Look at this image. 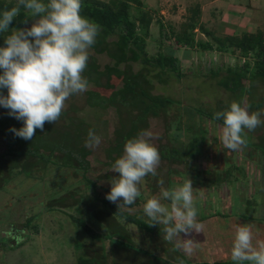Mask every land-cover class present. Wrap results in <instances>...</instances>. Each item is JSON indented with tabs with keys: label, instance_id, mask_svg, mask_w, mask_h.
<instances>
[{
	"label": "rangeland",
	"instance_id": "374dc122",
	"mask_svg": "<svg viewBox=\"0 0 264 264\" xmlns=\"http://www.w3.org/2000/svg\"><path fill=\"white\" fill-rule=\"evenodd\" d=\"M82 1L106 5L110 0ZM0 2L13 7L17 0ZM123 2L128 4V14L135 21L136 32L144 37L147 54H173L183 74L179 79L170 78L166 84L156 80L152 82V94L178 101L181 108L176 107L167 117L149 118L147 130L153 134L149 142L158 150L174 139V144L182 148L188 141L189 133L181 129H167L169 123L173 124L175 121L181 123L182 129L190 127L192 131H196L199 126V129L207 130V134L202 157L195 155L193 159H185L181 165L160 161L155 176L158 179H153L151 174L147 175L138 185L141 196L134 205L120 208L147 223L143 212L146 200L159 196L161 187L172 188L182 185L187 178L190 179L198 210L196 219L201 230H193L188 235L181 233V239H193L196 242L195 250L188 254L178 247L180 238L165 241L162 225L153 226L154 233L142 231L111 214L108 209L100 207L99 203L94 202L100 210H90V215L82 212L89 208L88 203L93 205L92 199L95 196L107 200L106 194L111 189L110 181L119 176L103 164L107 140L112 137L117 124L115 111L112 108H89L83 92L70 96L65 101L63 110L76 107V115L99 131L101 142L98 147L89 148L92 154L88 157L90 169L86 174L95 182L96 187L88 186L82 178V172L74 168L48 166L44 172H35L33 178L17 174L10 176L0 188V241L20 246L13 251H0V264H76L78 256L93 258L95 264H183L185 261L182 257L188 258L187 261L191 259L192 264H251L249 261H233L230 252L235 228L239 225L251 227L254 244L256 240L264 241V205H260L264 200V150L251 146L260 142L261 146H258L264 147V84L257 81L248 91L245 89L235 95L217 86L216 82L224 74L223 71L217 77H210L209 72L231 68L236 71L246 70L247 75H251L260 64L263 63L264 66V0ZM142 17L149 20L146 29L139 21ZM33 22L34 18L29 19L23 28L30 27ZM244 34H260V47L253 48L244 55L233 46L221 51L217 49L216 38H240ZM191 39L193 43L187 44ZM199 42L210 45V48L198 47ZM88 55L96 58L101 70L104 65L111 63L105 54H95L90 48ZM138 69L139 66L134 64L133 70ZM115 83L117 87L120 86V82L115 80ZM91 89L94 88L89 85L87 90ZM101 91L103 95L108 94ZM260 100L263 104L257 112L262 113V123L257 127V133L260 132L263 136L257 139L255 131L245 130L243 136L250 147L245 144L237 151L228 150L222 145L219 125L208 118L187 114V110H184L185 105L205 109H214L220 105L228 109L232 102H237L252 113L256 108L250 107V104ZM3 150L0 139V152ZM170 170L172 173H168ZM226 170L227 173L224 174ZM203 171L209 173L204 174ZM107 174L112 179H108ZM227 174L230 181L215 183L217 175L223 180V176ZM161 180L163 185L160 184ZM245 192L247 195H244ZM67 194L73 199L84 196V202L75 203ZM61 197H65L67 201L59 202ZM30 217H33L34 229L23 226ZM70 217L83 219L89 228L100 235L113 236L122 232L135 249L118 247L114 241L117 236H113V243L109 239H92ZM255 223H260L257 225L259 228L255 227ZM135 250H140V253ZM155 258L160 259L159 262Z\"/></svg>",
	"mask_w": 264,
	"mask_h": 264
},
{
	"label": "trees",
	"instance_id": "16d2710c",
	"mask_svg": "<svg viewBox=\"0 0 264 264\" xmlns=\"http://www.w3.org/2000/svg\"><path fill=\"white\" fill-rule=\"evenodd\" d=\"M47 2L48 0H45V3ZM11 7L0 2V14ZM80 14L99 25L100 28L95 43L90 49L95 54H105L111 61L110 64L104 65L101 70L96 58L88 55L87 67L82 76L88 80V86L91 85L94 88L85 91L87 106L91 109L99 110L112 108L115 111L117 124L112 132V137L107 140V146L104 149L105 162L103 163L106 168H112L115 160L123 155L126 142L129 139L136 138L142 131L147 130L149 118L167 117L169 112L176 107L177 109L181 108V103L178 101L163 95L152 94V82L156 80L158 83L166 84L170 78L179 79L183 74H181L179 62L173 54H147L144 37L136 32L135 21L129 16L128 4L123 2V0H110L106 5L81 0ZM25 15L26 13L21 8L20 17L14 19L9 26L10 31L13 28L24 27L23 19ZM139 21L142 27L146 29L149 20H145L142 17ZM206 34L213 37L211 33L206 32ZM4 35L6 34H0V47L5 46ZM259 35L244 34L240 38L231 36L225 39L216 38V47L221 51L228 46H233L244 55L251 49L260 47L261 40ZM192 43V39L187 41V44L191 45ZM197 45L200 48H210V45L200 42ZM262 49L264 50V45ZM134 64L139 66L137 71L133 70ZM221 71L224 74L216 82L217 86L222 87L231 94L237 95V93H242L245 89L248 91L249 87H253L257 81L264 84L263 63L253 70L251 75H247L246 70L236 71L231 68H225L212 70L209 72V76L217 77ZM115 80L120 82L119 87H117ZM101 90L106 91L108 94L103 95ZM0 94L6 95V89H0ZM262 104V100H260L256 103H251L250 107L254 106L256 108L255 112H257ZM184 110H187V114L191 115L193 113L198 117L208 118L220 126L222 125V120H215L214 114L218 111L226 110V108L220 107V105L214 109L185 105ZM77 112L78 109L72 106L67 110H62L57 121L45 123L43 132L37 129L32 140H24L15 136L10 130L11 128L19 129L23 127V121L9 116L8 110L0 106V139L4 146V150L0 152V188L13 174L33 178L35 172H44L48 166L62 169H79L82 172V178L85 183L95 188V182L86 176L90 169L88 157L92 152L85 147V141L89 130L94 131L97 135H99V131L93 125L78 117L76 115ZM173 115L175 118L176 113L174 112ZM167 129H175L176 131L181 129L189 133L188 141L183 144L182 148H179L174 144L176 140L170 137L172 142L158 149L160 161L181 165L185 159H193L195 155L202 157L203 146L206 144L207 130H201L199 126L196 131H192L190 127L182 129L179 121H175L173 124L169 123ZM254 131L257 134V139L263 136L260 132L257 133V128ZM260 144L259 142L251 146L263 151L264 147L260 148ZM246 146L249 148L250 144H246ZM174 171L177 172L176 170ZM170 172L171 170L168 173ZM208 173V171L204 172V174ZM226 173L227 170L224 174ZM218 175L215 180L216 184H220L221 181H230L228 174L223 176L225 178L223 180ZM107 178L112 179V176L107 174ZM154 178L158 179L153 176ZM171 184H169L170 187ZM67 195V197L73 199L69 194ZM84 199V196H80V198L73 199V201L82 203ZM64 201H67L65 197H61L59 200V202ZM92 201L93 205L87 202L90 209H83L84 211L82 212L84 214L90 215L89 211L95 210V208L100 210L99 206L95 205L99 203L100 207L108 209V212L115 214L121 220L135 225L142 231L154 233L153 226L148 225L136 215L128 214L121 208H117L115 203L98 199L96 196L93 197ZM94 202L96 203L94 204ZM133 205L134 203L127 205V207H132ZM93 213L94 211H92V215H94ZM70 219L73 223L78 224L82 231L92 239H109L112 242L113 236H117V240L114 241L118 247L127 250L135 249L128 237L122 232H117L113 236L100 235L89 228L83 219L75 217H70ZM32 220L33 217L28 218L23 226L34 229ZM262 221L264 222V220ZM19 246L20 244L10 245L0 241V251L2 252L13 251ZM135 251L140 253V250ZM182 259L185 261L183 264H192L191 259L189 261H187L188 258L186 257H182ZM155 260L158 261L160 259L155 258ZM76 264H95V260L90 257L78 256Z\"/></svg>",
	"mask_w": 264,
	"mask_h": 264
},
{
	"label": "clouds",
	"instance_id": "9594fccd",
	"mask_svg": "<svg viewBox=\"0 0 264 264\" xmlns=\"http://www.w3.org/2000/svg\"><path fill=\"white\" fill-rule=\"evenodd\" d=\"M26 15L23 23L34 18L30 27L9 29L12 21ZM81 0H17L15 6L0 14V106L8 115L23 121V127L10 130L15 136L32 140L36 130L45 123H54L61 115L65 101L73 94L87 91L88 80L82 76L88 63V49L95 43L99 25L81 16ZM261 112L249 113L247 107L232 102L228 109L214 114L222 120L219 139L231 151H237L247 141L245 130L254 131L261 125ZM153 134L142 131L129 139L124 154L115 160L111 171L118 173L111 183L106 199L117 208L133 204L141 196L139 183L149 174L156 176L160 163L157 148L149 141ZM101 138L89 130L86 148L98 147ZM163 185V180L160 181ZM165 201L167 203H165ZM197 208L190 179L172 188L161 187L159 196L146 200L143 212L147 224L163 226L165 241L180 238L177 246L191 254L196 247L193 239H181L193 230L200 232ZM123 222V221H121ZM230 258L236 262L264 264V241L256 240L250 226L235 228Z\"/></svg>",
	"mask_w": 264,
	"mask_h": 264
},
{
	"label": "crops",
	"instance_id": "0c3cea01",
	"mask_svg": "<svg viewBox=\"0 0 264 264\" xmlns=\"http://www.w3.org/2000/svg\"><path fill=\"white\" fill-rule=\"evenodd\" d=\"M244 195H247V193L245 192ZM253 196H254V194H253ZM263 196H264V194H263ZM263 199H264V198H263ZM250 202H251V204H252V201H251V200H250ZM262 204L264 205V200H262V202H261L260 205L262 206ZM259 224H260V223H257V224L255 223V225H256L255 227H256V228H259V226H257V225H259ZM262 224L264 225V223H262Z\"/></svg>",
	"mask_w": 264,
	"mask_h": 264
}]
</instances>
